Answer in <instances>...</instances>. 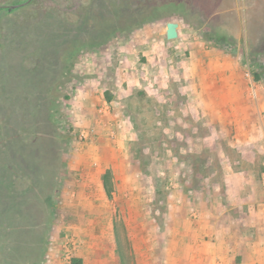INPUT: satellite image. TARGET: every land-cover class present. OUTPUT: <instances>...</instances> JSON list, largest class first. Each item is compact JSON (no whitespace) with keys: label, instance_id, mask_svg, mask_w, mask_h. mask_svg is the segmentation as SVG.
<instances>
[{"label":"rangeland","instance_id":"374dc122","mask_svg":"<svg viewBox=\"0 0 264 264\" xmlns=\"http://www.w3.org/2000/svg\"><path fill=\"white\" fill-rule=\"evenodd\" d=\"M77 1L0 14V264L264 241V0Z\"/></svg>","mask_w":264,"mask_h":264},{"label":"crops","instance_id":"0c3cea01","mask_svg":"<svg viewBox=\"0 0 264 264\" xmlns=\"http://www.w3.org/2000/svg\"><path fill=\"white\" fill-rule=\"evenodd\" d=\"M200 1L202 0H198V1L196 0V3L194 4V6L196 5L197 7L204 9L200 11L209 15L210 13L207 12V8L205 4L202 5ZM181 28H182V24L179 23V30ZM144 52L148 54L149 56L152 55V50L150 49H146ZM96 170L98 171V174L104 172L103 166L101 165L98 168H96ZM222 245H223L222 242H219V240H215L213 242V245L211 247L212 255L210 257L211 258L210 262L208 263L203 262V260L207 258V256L203 255V249L202 251H200L198 259L197 258L196 259L198 261H201V263L203 264H264V241L263 240H259L255 238V239H252V241L247 242L246 244L244 243V245L242 244V242L241 244L236 245L228 240L227 249L223 250L224 254L219 255L220 246L222 247ZM234 247L239 249L237 250L238 254L234 253L233 251ZM241 248H243L242 251H240ZM106 262H107V256H105V258L100 257V259L98 260L99 264H104Z\"/></svg>","mask_w":264,"mask_h":264},{"label":"flooded vegetation","instance_id":"af4514ba","mask_svg":"<svg viewBox=\"0 0 264 264\" xmlns=\"http://www.w3.org/2000/svg\"><path fill=\"white\" fill-rule=\"evenodd\" d=\"M32 0H15L14 2L10 3V4H3L0 5V14L1 13H6L7 12V6H11V5H17V4H21V3H25L23 6L27 5L28 3H30ZM58 5H63L64 7L68 8V9H73L76 7V4L78 3L77 0H54ZM21 6V7H23ZM19 7V8H21ZM19 8H14L12 9V11H15ZM10 11V12H12Z\"/></svg>","mask_w":264,"mask_h":264},{"label":"water","instance_id":"95a60500","mask_svg":"<svg viewBox=\"0 0 264 264\" xmlns=\"http://www.w3.org/2000/svg\"><path fill=\"white\" fill-rule=\"evenodd\" d=\"M25 3L7 6V12L12 11L14 8H19L23 6ZM179 35V23L178 22H168L166 26V37L170 40L177 38Z\"/></svg>","mask_w":264,"mask_h":264},{"label":"trees","instance_id":"16d2710c","mask_svg":"<svg viewBox=\"0 0 264 264\" xmlns=\"http://www.w3.org/2000/svg\"><path fill=\"white\" fill-rule=\"evenodd\" d=\"M258 74L255 75V78L258 79ZM73 264H82L81 260L80 259H76L74 260V263Z\"/></svg>","mask_w":264,"mask_h":264}]
</instances>
